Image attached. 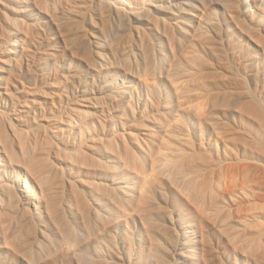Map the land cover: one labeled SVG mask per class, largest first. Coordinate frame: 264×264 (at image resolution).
Returning a JSON list of instances; mask_svg holds the SVG:
<instances>
[{
    "label": "rangeland",
    "instance_id": "1",
    "mask_svg": "<svg viewBox=\"0 0 264 264\" xmlns=\"http://www.w3.org/2000/svg\"><path fill=\"white\" fill-rule=\"evenodd\" d=\"M0 264H264V0H0Z\"/></svg>",
    "mask_w": 264,
    "mask_h": 264
},
{
    "label": "bare ground",
    "instance_id": "2",
    "mask_svg": "<svg viewBox=\"0 0 264 264\" xmlns=\"http://www.w3.org/2000/svg\"><path fill=\"white\" fill-rule=\"evenodd\" d=\"M20 3V0H14V4ZM25 190L30 193V195H32V197L34 196H38V190L35 188L34 185L32 184H25Z\"/></svg>",
    "mask_w": 264,
    "mask_h": 264
}]
</instances>
